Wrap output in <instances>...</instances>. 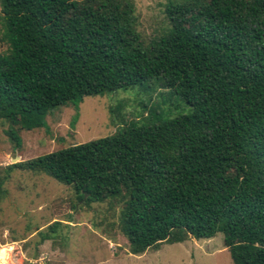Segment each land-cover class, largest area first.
<instances>
[{
  "label": "trees",
  "instance_id": "16d2710c",
  "mask_svg": "<svg viewBox=\"0 0 264 264\" xmlns=\"http://www.w3.org/2000/svg\"><path fill=\"white\" fill-rule=\"evenodd\" d=\"M0 6V120L41 129L57 109L73 105L78 119L85 98L162 79L191 108L10 165L6 180L15 169L45 174L86 205L126 192L135 254L222 235L233 264H264V0L172 1L171 28L150 46L133 0Z\"/></svg>",
  "mask_w": 264,
  "mask_h": 264
},
{
  "label": "rangeland",
  "instance_id": "374dc122",
  "mask_svg": "<svg viewBox=\"0 0 264 264\" xmlns=\"http://www.w3.org/2000/svg\"><path fill=\"white\" fill-rule=\"evenodd\" d=\"M133 1L137 30L145 46H150L171 28L165 13L168 4L182 0ZM1 12L0 6V39ZM7 51L8 46L0 43V54ZM77 111L73 105L57 109L44 118V128L33 131L0 120V175L8 193L0 204V264H233L222 235L163 243L143 254L133 253L123 224L126 192L121 198L86 205L78 202L74 186L45 174L15 169L6 180L10 165L112 137L131 127L151 126L159 117L173 120L189 115L191 108L162 79L85 98L78 119ZM9 132L20 136V147ZM43 234L49 240L43 241Z\"/></svg>",
  "mask_w": 264,
  "mask_h": 264
},
{
  "label": "crops",
  "instance_id": "0c3cea01",
  "mask_svg": "<svg viewBox=\"0 0 264 264\" xmlns=\"http://www.w3.org/2000/svg\"><path fill=\"white\" fill-rule=\"evenodd\" d=\"M41 232H39V234H40Z\"/></svg>",
  "mask_w": 264,
  "mask_h": 264
},
{
  "label": "water",
  "instance_id": "95a60500",
  "mask_svg": "<svg viewBox=\"0 0 264 264\" xmlns=\"http://www.w3.org/2000/svg\"><path fill=\"white\" fill-rule=\"evenodd\" d=\"M16 162V161H15Z\"/></svg>",
  "mask_w": 264,
  "mask_h": 264
}]
</instances>
